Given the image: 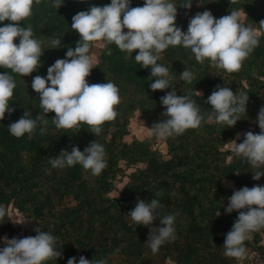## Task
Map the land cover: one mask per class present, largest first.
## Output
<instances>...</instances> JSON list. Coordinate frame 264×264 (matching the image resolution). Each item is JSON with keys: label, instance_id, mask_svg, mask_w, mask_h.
I'll return each instance as SVG.
<instances>
[{"label": "trees", "instance_id": "trees-1", "mask_svg": "<svg viewBox=\"0 0 264 264\" xmlns=\"http://www.w3.org/2000/svg\"><path fill=\"white\" fill-rule=\"evenodd\" d=\"M110 2L64 0L57 8L51 0H39L34 2L31 16L20 22L32 28L33 35L42 41L44 52L38 70L22 78L10 69L0 68V72L8 71L16 80L9 101L14 110L0 120V209L4 213L0 216V237L11 239L15 235L9 214V208H13L34 222L31 236L39 229L56 237L61 256L44 264H67L70 257L78 260L81 255L89 260L103 258L106 264H237L242 258L226 256L223 249L225 234L238 215L237 210L225 212L227 197L235 189L223 182H237V190L264 185V176L259 180L252 178L253 172L264 171V167L257 169L243 157L235 156L231 144V140L241 142L244 138L240 135L245 131L260 132L257 116L264 106V29L259 22L264 20V0H192L190 8L180 7L186 0H173L178 7L176 24L183 31L197 12L209 10L219 18L239 9L244 15L242 22L255 30L258 46L235 72L217 68L208 59L198 62L183 46H169L157 62L169 68L173 86L152 90L150 67L141 68L134 60L138 49L132 58L114 43L106 45L86 80H111L118 86L121 100L115 106L117 116L102 125L100 134L91 133L86 124L73 129L56 128L51 120L55 113H43L39 94L31 88L32 77L46 75L48 66L57 58H64L68 47L75 48L80 37L71 29L74 14ZM143 3L144 0H131L130 6ZM53 37H60L62 47L50 48ZM18 41L19 37L14 43ZM106 48H111V55ZM185 68L194 74L191 82L180 77ZM217 85L249 96L246 113L240 114L241 119L234 126L217 123L214 118L207 121L211 111L207 97ZM173 87L178 96L186 94L201 106L205 118L201 125L165 137L166 154L156 148L154 134L143 141H126L131 119L137 112L149 130L153 123L166 119L160 97ZM25 111L33 118L38 113L46 115L47 131L41 133L38 122L32 133L21 137L10 134L7 126ZM94 139L103 144L106 153V167L100 174L93 175L79 164L64 168L50 165L48 158L59 155L61 149L71 151L76 145L83 151ZM128 169H132L129 174ZM123 177L128 182L118 190L116 183ZM114 191L118 196L111 195ZM154 197L163 205L161 214H175V239L165 242L155 253L145 243L150 228L137 226L127 214L138 200L150 201ZM158 225L159 218L152 227ZM263 241L264 228L250 234L244 241L245 249L264 256Z\"/></svg>", "mask_w": 264, "mask_h": 264}, {"label": "clouds", "instance_id": "clouds-1", "mask_svg": "<svg viewBox=\"0 0 264 264\" xmlns=\"http://www.w3.org/2000/svg\"><path fill=\"white\" fill-rule=\"evenodd\" d=\"M34 2L39 3V0H0V68L10 69L21 78L38 70L44 52L42 41L33 35L32 28L20 23L31 16ZM63 2L51 0L57 8ZM130 4L131 0H111L109 4L92 5L88 10L74 14L71 29L80 37L75 48L68 47L64 58H57L48 66L46 75L32 77L31 88L39 94L43 113H55L51 120L56 128L73 129L86 124L91 133L100 134L102 125L117 116L115 106L121 100L118 86L111 80L103 83L86 80L96 62L94 53L90 52L93 46L105 48L114 43L131 57L138 49L134 60L141 68L150 67L153 79L149 87L164 90L173 86L172 77L169 68L157 61L160 53L169 46H183L194 54L198 62L208 59L217 68L235 72L259 44L255 30L242 22L239 9L234 8L219 18L209 10L197 12L189 19L187 30L183 31L176 24L178 7L173 0H144L142 6L136 7ZM191 4L192 0H186L180 7L190 8ZM5 20L10 22L2 23ZM259 25L264 29V20ZM17 37L19 41L14 43ZM50 44L51 49L62 47L60 37H53ZM106 51L111 55V48H106ZM11 73L0 72V120L6 112L14 110L9 103L16 88V80ZM193 75L187 68L180 73L186 82H191ZM248 99L247 93L234 94L230 87L217 85L207 97V103L211 105L207 121L214 118L217 123L234 126L241 119L240 114L246 113ZM160 101L165 106L166 119L149 127L157 137L182 134L189 128L199 127L205 119L201 106L186 94L178 96L175 87L161 96ZM38 122L41 124L39 131L45 133L46 115L42 117L38 113L33 118L29 111L7 127L10 134L21 137L32 133ZM257 122L259 133L247 131L241 142L231 140V144L235 156L243 157L251 166L260 169L264 167V106L258 112ZM105 155L103 144L94 139L83 151L73 145L71 151L61 149L59 155L48 160L53 168L79 164L98 175L106 167ZM261 176H264V171L257 170L252 178L259 180ZM227 200L225 212L237 210L238 215L225 234L224 254L242 258L246 251L244 241L252 232L264 228V185L243 186L234 190ZM162 208L161 202L154 197L150 201L138 200L127 213L137 226L150 228L145 243L154 253L165 242L175 239V214H161ZM3 214L0 209V216ZM157 218L159 225L152 227ZM0 241L4 243L0 247V264H44L61 256L56 247V237L48 231L37 229L35 236L11 239L5 236L0 237ZM67 264H106V260H89L81 255L78 260L70 257Z\"/></svg>", "mask_w": 264, "mask_h": 264}, {"label": "rangeland", "instance_id": "rangeland-1", "mask_svg": "<svg viewBox=\"0 0 264 264\" xmlns=\"http://www.w3.org/2000/svg\"><path fill=\"white\" fill-rule=\"evenodd\" d=\"M243 19H244V15H242V21H243ZM101 49L102 48H99V47H94V49H93L92 53H94L95 59H96V62L94 63V65L97 64V62H98V56H99ZM130 129H131L130 135L125 137L126 141H131L133 138H136L138 140L143 141V140L151 137L153 134L151 132V130H149L144 125V121L141 119L139 112H137L134 115V117L131 119ZM251 129H253V128H251ZM245 132H247V131H245ZM245 132H243V134L240 135L241 138H244ZM156 148L160 149L164 154H166V144L164 142V138H160V137L156 138ZM130 172H132V169H128L127 173L129 174ZM127 182H128V178L123 177L121 182L116 183L118 190L121 189L123 187V185L126 184ZM223 183L226 187H231V188L237 190V186H238L237 182H235V181H231V182L224 181ZM111 195L112 196H118V192L114 191L111 193ZM9 214L11 216V219L13 221L14 228H15L14 237L22 238V237L31 235V232L35 228L34 222L31 219H29L26 215L20 213L19 211L15 210L13 208H9ZM23 220H24V222L17 223V222H20ZM1 244L2 245H0V246H4L3 242ZM170 264H174V263H170Z\"/></svg>", "mask_w": 264, "mask_h": 264}, {"label": "built area", "instance_id": "built-area-1", "mask_svg": "<svg viewBox=\"0 0 264 264\" xmlns=\"http://www.w3.org/2000/svg\"><path fill=\"white\" fill-rule=\"evenodd\" d=\"M242 260L247 264H264V256L252 249L246 250Z\"/></svg>", "mask_w": 264, "mask_h": 264}, {"label": "crops", "instance_id": "crops-1", "mask_svg": "<svg viewBox=\"0 0 264 264\" xmlns=\"http://www.w3.org/2000/svg\"><path fill=\"white\" fill-rule=\"evenodd\" d=\"M263 243H264V241H263ZM237 264H247V263L241 259Z\"/></svg>", "mask_w": 264, "mask_h": 264}]
</instances>
